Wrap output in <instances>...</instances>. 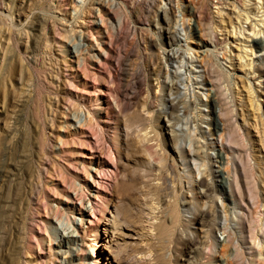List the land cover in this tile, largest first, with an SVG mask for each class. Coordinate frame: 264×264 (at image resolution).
I'll list each match as a JSON object with an SVG mask.
<instances>
[{
    "label": "rangeland",
    "instance_id": "rangeland-1",
    "mask_svg": "<svg viewBox=\"0 0 264 264\" xmlns=\"http://www.w3.org/2000/svg\"><path fill=\"white\" fill-rule=\"evenodd\" d=\"M208 41L231 78L204 75L196 120L233 151L195 157L199 173L187 158L191 181L165 128L164 59L187 42L212 62ZM263 48L264 0H0V264H224L234 239L248 258L263 210L225 180L240 163L264 200ZM216 194L228 219L234 201L250 206L227 242ZM213 238L223 257L203 251Z\"/></svg>",
    "mask_w": 264,
    "mask_h": 264
},
{
    "label": "bare ground",
    "instance_id": "bare-ground-1",
    "mask_svg": "<svg viewBox=\"0 0 264 264\" xmlns=\"http://www.w3.org/2000/svg\"><path fill=\"white\" fill-rule=\"evenodd\" d=\"M184 24V22L181 23V25ZM184 30V28L182 27ZM186 39H188V35L184 34ZM185 40V39H184ZM185 48H183L181 51L176 50L172 51V54H167L165 57V61L167 63V66H171L170 71V84L168 86V93L166 96V101L168 107H163L162 111L165 113L167 109H169L167 119L165 121V128L170 132L169 136L174 134V142L175 147L174 151L177 156L178 162L184 166L183 168V174L184 172L188 174V166L186 165V159H191L194 164L196 163L195 157H203L204 160L207 161V165L210 163L211 155L207 152V150H213L214 148L218 146L219 150L226 149L228 152H232V148L229 145H225L223 143L222 137L218 136L215 140L212 138L214 135V131L211 132L210 130H207L206 132L202 131L200 129V126L197 124V119L201 121V123H204L203 118L208 115L207 113H202V111L197 110V105L199 106H205L207 103L203 100H207L208 98V91H201L199 93V87L203 88L204 86V75L212 74L215 72L214 68L219 69V71L222 74L227 75L228 78H231V76L228 74L229 71L226 68V66L223 64L225 63L224 60V54L221 53V60L223 63H220V58L218 55H215L214 52V46L211 41H208L205 43V47H207V51H210V56L212 57V62H202L201 59H198V56H196L195 52L193 51V48L189 46V44L185 43ZM179 53V54H178ZM260 61H264V48L262 49V55L259 58ZM178 61V62H177ZM177 63V65L174 67L173 64ZM186 78V81L184 79ZM166 78H168V75L166 74ZM157 79V78H156ZM209 84L214 87V84L210 81ZM196 87H193V86ZM182 86V91H181ZM197 90V91H195ZM219 90L215 88V98L214 101L218 102V114L224 118L225 121H229L227 124V127L232 128V126L235 125L234 121L231 120V114L230 111L227 108V102L222 101V99H219ZM181 94V95H180ZM189 94H191V97L193 100L191 101L188 99ZM183 96V99H179ZM226 98H228V95H226ZM212 98L209 99L211 101ZM183 104L184 108L187 110H197L196 117L190 118L189 113H182L180 105ZM166 115V114H165ZM184 115V117H183ZM231 120V121H230ZM226 122V123H227ZM185 126L188 130L187 132L184 131V129L181 127ZM193 124V127L190 128V126ZM209 124H207L208 126ZM201 131L200 137L203 139H206L209 137V141L206 143H203L202 145L198 146L199 141H197V147H194V144L192 143L193 140V132L195 129ZM227 141H230L232 138L231 133H227L226 135ZM187 145H186V142ZM186 146V147H185ZM224 150V151H226ZM217 158L219 157V154L217 153ZM193 164V165H194ZM199 164L194 165V169L197 170V173H199ZM240 167V168H239ZM239 167L236 165V163H231V175H229V178L225 180L228 186L229 193L234 197L236 196L239 201L243 203L244 199H246L249 203V205L257 207H261L263 210V213H259V217L262 221V224L259 228V230L254 233L248 229L249 233V241L247 242L248 249L250 250V254L248 255V258L244 255L242 252V249H240L238 242L234 239L232 240L233 244V255L231 257H226L231 260V263L224 264H264V200L258 199V188L257 183L255 180L252 181L251 185H248V183L245 180V174L244 169L242 168L241 164L239 163ZM213 169V168H212ZM212 174H215L217 171L212 170ZM185 170V171H184ZM229 172V171H228ZM230 173V172H229ZM241 175L244 177V180L241 179ZM187 176V177H188ZM214 177H216L214 175ZM192 178L190 177V180ZM192 181V180H191ZM190 182V181H189ZM189 183H187L188 185ZM190 193L191 190H190ZM205 191L202 192V195H204ZM193 194V193H192ZM216 194L214 198L213 205L214 211H215V222L220 224V227L223 231H227V235L225 237V242L230 240V232H233V229L228 226V223L238 225L245 221V216L247 214H250L249 207H244L243 209L240 208V203L234 201L233 202V210L230 215V219L227 218L226 211L224 209V203L221 200V197L217 196ZM199 203V206L203 207V204H200L198 200H196ZM219 202V205L216 203ZM187 204V202L185 203ZM192 207V206H191ZM216 208V209H215ZM190 213V212H189ZM102 218V217H101ZM242 232V231H241ZM253 233V234H252ZM67 237H72L70 232L67 233ZM246 244V242L244 243ZM205 253L207 252V256H210L208 258H211V256H218L221 255V257L224 256V250L220 249V251H216V241L213 239L210 240L208 245L203 249ZM212 262V261H211Z\"/></svg>",
    "mask_w": 264,
    "mask_h": 264
}]
</instances>
